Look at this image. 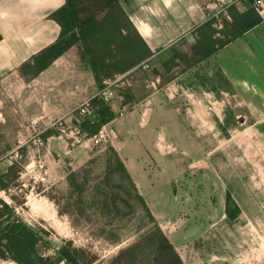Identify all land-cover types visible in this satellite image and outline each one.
Returning <instances> with one entry per match:
<instances>
[{"label": "crops", "instance_id": "obj_1", "mask_svg": "<svg viewBox=\"0 0 264 264\" xmlns=\"http://www.w3.org/2000/svg\"><path fill=\"white\" fill-rule=\"evenodd\" d=\"M260 1L261 23L205 58V49L219 36L207 26L210 20L215 19L213 27L220 30L223 20L230 19L226 9L246 13L256 7L252 0H121L101 18L105 30L89 48L73 46L38 76L27 79L21 67L57 42L61 27L51 15L66 1L0 0V148L22 149L57 170L66 162L74 169L82 166L91 158L85 145L69 153L51 125L70 120L105 83L125 78L127 85L117 90L125 92V101L110 104L116 114L107 126L118 138L112 146L152 214L166 227L173 199L166 193L163 175L169 156L166 141H174L166 136V124L172 123L168 118L175 115L185 128H197V110L186 107L183 99L215 92L202 88L199 71L205 64H210V82L212 68L225 79L228 95L239 98L238 84H264V0ZM182 51L194 61L184 62L181 74L174 76L179 67L174 54ZM123 107L129 112L118 118ZM34 119L43 130L40 152L34 145ZM13 150L0 155V165ZM0 170L6 172L1 166Z\"/></svg>", "mask_w": 264, "mask_h": 264}, {"label": "rangeland", "instance_id": "obj_2", "mask_svg": "<svg viewBox=\"0 0 264 264\" xmlns=\"http://www.w3.org/2000/svg\"><path fill=\"white\" fill-rule=\"evenodd\" d=\"M174 56L179 65L174 76L181 74L184 62L194 61L184 51ZM199 72L202 88L215 92L183 99L186 107L197 110L196 129L185 128L175 115L168 118L172 123L166 124V136L174 141L173 145L166 141L169 156L163 175L166 193L173 199L166 227L157 223L186 264H264V84H238L237 98L228 95L225 79L214 68L210 82V64ZM119 94L124 102L125 92ZM113 139L118 141L112 138L104 149L85 144L91 158L75 169L66 162L57 170L42 158L46 175L38 169V157L1 147L0 155L8 150H13L12 157L18 155H9L0 165L6 171L0 174V199L29 225L44 230L47 241H72L89 258L96 256L97 264H108L154 227L118 169ZM247 151L257 163H251ZM73 172L84 188L81 193L70 187L68 176ZM98 190L108 196L105 211L97 203L102 199ZM228 195L235 203L234 218L226 215ZM144 250L145 261L149 252ZM47 253L52 255L53 250Z\"/></svg>", "mask_w": 264, "mask_h": 264}, {"label": "trees", "instance_id": "obj_3", "mask_svg": "<svg viewBox=\"0 0 264 264\" xmlns=\"http://www.w3.org/2000/svg\"><path fill=\"white\" fill-rule=\"evenodd\" d=\"M65 1V5L51 15L52 19L61 27L59 39L22 65L20 71L25 78L31 79L38 76L73 46L82 45L86 49L89 48L93 38L102 34L105 30L101 18L112 8L118 6L121 0ZM252 3L256 7L246 13H238L235 7L226 9L230 19L223 20V27L220 30L213 27V24L217 21L215 19L210 20L207 26L212 28V34L218 33L221 37H217L208 50L205 49L203 57L212 56L218 50L261 23L260 9L257 7L256 1L252 0ZM194 51H197V47H194ZM83 57L84 53H82ZM202 60L204 59H200L199 62ZM91 104L94 108V114L89 118H80L79 120L83 129L88 134L93 135L102 126L112 121L116 113L109 104L96 97L92 99ZM77 119L75 114L68 121L77 123ZM44 137L46 136L44 135ZM112 152L117 161L118 169L130 183L137 201L144 207L145 215L154 227L139 236L133 244L121 250L108 264H143L146 261L149 264H186L160 228L125 164L113 149ZM77 176V173H70L68 181L72 189L81 193L84 188L79 186ZM5 188V185L2 184L1 189L5 190ZM98 192H100L102 199L97 203L101 204L100 210L105 211L108 208V196L103 190H98ZM226 203V215L234 218L236 214L231 212V206L235 203L231 195L227 196ZM44 235L46 236L44 230L29 225L15 213L8 203L0 199V260L11 261L16 264H97L96 262L99 259L96 256L89 258L86 250L75 247L72 241L55 244L47 241ZM144 248L149 252V256L145 261L142 257L144 255L142 252L145 251ZM50 249L53 250L52 255L47 253Z\"/></svg>", "mask_w": 264, "mask_h": 264}, {"label": "built area", "instance_id": "obj_4", "mask_svg": "<svg viewBox=\"0 0 264 264\" xmlns=\"http://www.w3.org/2000/svg\"><path fill=\"white\" fill-rule=\"evenodd\" d=\"M256 4L259 6L261 1L255 0ZM127 85L125 79H117L112 82L105 83L104 87L101 88L96 98L102 100L106 104H111L115 99L122 100V95L117 91ZM93 97V98H95ZM92 98V99H93ZM92 99L84 101L76 109L77 123L61 119L52 123L51 128L55 129L58 136L66 143L69 151L85 145L88 142L93 143L94 147L104 149L115 137V131L109 128L107 125L102 126L96 133L93 135L88 134L83 127L80 125V118H89L94 114V108L91 104ZM128 113L126 107H123L118 113V118H124ZM32 130L34 137V145L40 152L44 147V140L42 139L43 130L40 125L39 119H34L32 121ZM38 169L44 175L48 173L44 160L41 157H38Z\"/></svg>", "mask_w": 264, "mask_h": 264}, {"label": "bare ground", "instance_id": "obj_5", "mask_svg": "<svg viewBox=\"0 0 264 264\" xmlns=\"http://www.w3.org/2000/svg\"><path fill=\"white\" fill-rule=\"evenodd\" d=\"M247 155H248V157H249V159H250L252 164L257 163L256 159H255V155L251 151H247Z\"/></svg>", "mask_w": 264, "mask_h": 264}]
</instances>
